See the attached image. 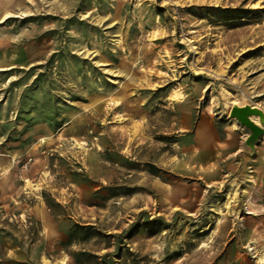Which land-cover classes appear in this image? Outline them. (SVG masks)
Returning a JSON list of instances; mask_svg holds the SVG:
<instances>
[{
  "label": "rangeland",
  "instance_id": "rangeland-1",
  "mask_svg": "<svg viewBox=\"0 0 264 264\" xmlns=\"http://www.w3.org/2000/svg\"><path fill=\"white\" fill-rule=\"evenodd\" d=\"M230 98L264 110V0H0V264H264Z\"/></svg>",
  "mask_w": 264,
  "mask_h": 264
},
{
  "label": "crops",
  "instance_id": "crops-1",
  "mask_svg": "<svg viewBox=\"0 0 264 264\" xmlns=\"http://www.w3.org/2000/svg\"><path fill=\"white\" fill-rule=\"evenodd\" d=\"M235 124V122H233ZM232 124V123H231ZM232 124V125H234ZM249 136L248 133H245L242 131V134L240 132H237V129L233 128V131H226L224 133V137L219 138L216 137L215 134L210 136V146L219 144V146H215L216 148H219L221 154H225L227 158L231 157V155L241 154L245 151L251 150L249 145L246 143V139ZM204 138V134L200 133V139ZM207 143V142H206ZM205 142H201V148L205 149L207 147V144ZM249 201L252 202L250 192L246 196Z\"/></svg>",
  "mask_w": 264,
  "mask_h": 264
},
{
  "label": "water",
  "instance_id": "water-1",
  "mask_svg": "<svg viewBox=\"0 0 264 264\" xmlns=\"http://www.w3.org/2000/svg\"><path fill=\"white\" fill-rule=\"evenodd\" d=\"M231 117H236L239 122L250 129V134L246 139V143L252 147L255 148L256 141L264 135V127L260 126L256 123H254L251 120V115L255 112L258 113L259 110L256 108H252L250 105H244V106H235L231 110Z\"/></svg>",
  "mask_w": 264,
  "mask_h": 264
},
{
  "label": "bare ground",
  "instance_id": "bare-ground-1",
  "mask_svg": "<svg viewBox=\"0 0 264 264\" xmlns=\"http://www.w3.org/2000/svg\"><path fill=\"white\" fill-rule=\"evenodd\" d=\"M8 16H11V13H8L7 12L5 14V17H8ZM228 103L231 104V109L233 107H235V106H238V105L239 106L250 105L252 108L258 109L259 112L258 113L255 112L254 114L251 115L250 118H251V120L254 123H256V124L264 127V110L261 107H259L258 105H255V104L254 105H251V104H241L240 101H239V99H236V98H230L228 100ZM232 118H235L237 120L236 117H232ZM259 258H260L261 261L264 262V254L260 255Z\"/></svg>",
  "mask_w": 264,
  "mask_h": 264
}]
</instances>
